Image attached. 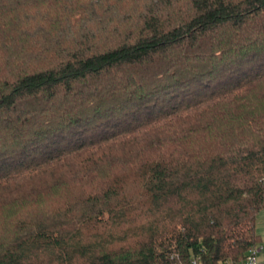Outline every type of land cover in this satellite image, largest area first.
<instances>
[{"label":"trees","instance_id":"obj_1","mask_svg":"<svg viewBox=\"0 0 264 264\" xmlns=\"http://www.w3.org/2000/svg\"><path fill=\"white\" fill-rule=\"evenodd\" d=\"M264 0H0V264H208L261 244Z\"/></svg>","mask_w":264,"mask_h":264},{"label":"built area","instance_id":"obj_2","mask_svg":"<svg viewBox=\"0 0 264 264\" xmlns=\"http://www.w3.org/2000/svg\"><path fill=\"white\" fill-rule=\"evenodd\" d=\"M190 264H208L200 255H195L190 259ZM218 264H264V246L257 244L252 246L245 254L242 260L234 261L226 259Z\"/></svg>","mask_w":264,"mask_h":264},{"label":"rangeland","instance_id":"obj_3","mask_svg":"<svg viewBox=\"0 0 264 264\" xmlns=\"http://www.w3.org/2000/svg\"><path fill=\"white\" fill-rule=\"evenodd\" d=\"M263 217H264V209H262V210L259 212V214H258V216H257L258 221H259V219H261V221H262ZM256 220H257V219H256ZM262 226L264 227V222H262ZM259 233H260V236H261V239H262L261 244L264 246V229L261 230Z\"/></svg>","mask_w":264,"mask_h":264},{"label":"crops","instance_id":"obj_4","mask_svg":"<svg viewBox=\"0 0 264 264\" xmlns=\"http://www.w3.org/2000/svg\"><path fill=\"white\" fill-rule=\"evenodd\" d=\"M262 222H264V217H263L262 221H261V219H259V221H258V218H257V220H256V231H257V233H259L261 230L264 229V227L262 226Z\"/></svg>","mask_w":264,"mask_h":264}]
</instances>
